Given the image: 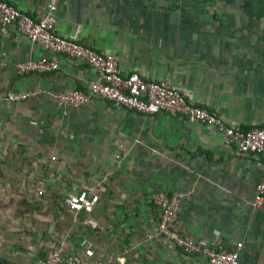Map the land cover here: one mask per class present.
<instances>
[{"label":"crops","instance_id":"obj_1","mask_svg":"<svg viewBox=\"0 0 264 264\" xmlns=\"http://www.w3.org/2000/svg\"><path fill=\"white\" fill-rule=\"evenodd\" d=\"M7 1L34 19L48 2ZM56 14V34L113 54L124 77L167 79L226 123L264 128V0H60ZM53 55L16 26L0 28V95L39 90L0 98V264H40L57 243L90 263L207 264L149 237L159 191L184 193L183 235L225 251L242 241L240 264H264V202L252 205L264 155L241 153L215 126L181 114L96 97L64 105L59 92L86 91L98 73L66 54L56 71H17L18 61ZM90 186L100 188L94 210H70L66 198Z\"/></svg>","mask_w":264,"mask_h":264},{"label":"built area","instance_id":"obj_2","mask_svg":"<svg viewBox=\"0 0 264 264\" xmlns=\"http://www.w3.org/2000/svg\"><path fill=\"white\" fill-rule=\"evenodd\" d=\"M60 0H48L46 11L39 19H34L27 13L7 0H0V28L4 33L10 26H16L21 34L29 37L33 42L43 44L54 53L52 57H42L37 60L18 61L16 68L19 74L34 72L56 71L59 68L58 54H66L76 61L86 62L98 73V78L90 82L89 89L78 88L61 91L57 99L64 105L83 106L92 98H101L113 102L117 106L126 107L145 115L156 114L161 111L181 114L191 121H199L215 126L225 139L233 142L241 153L264 155V128L255 127L242 130L235 125L226 123L213 109L208 106L195 104L187 99L182 91L172 85L167 79L148 80L139 72H131L124 77L118 59L111 53H102L88 46L82 45L73 38L63 37L55 33L57 9ZM39 90L28 92L8 91L0 95L11 102H21ZM184 193L168 194L159 191L154 200L161 208L158 231L149 237L161 236L190 253L203 254L207 264H240V253L243 242L239 241L233 250H218L204 237L183 235L176 227L182 210ZM100 200V188L86 187L66 198L70 210L78 212H92ZM264 202V174L256 185L253 207L258 209ZM86 241L83 242V245ZM89 257L95 255L91 247L85 248ZM40 264H103L79 259L65 253L61 244L53 245Z\"/></svg>","mask_w":264,"mask_h":264}]
</instances>
